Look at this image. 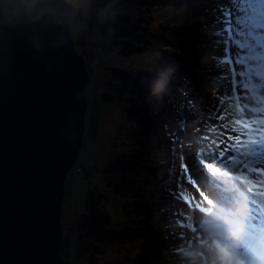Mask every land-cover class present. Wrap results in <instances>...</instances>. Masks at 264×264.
Returning a JSON list of instances; mask_svg holds the SVG:
<instances>
[{
  "label": "rangeland",
  "instance_id": "rangeland-1",
  "mask_svg": "<svg viewBox=\"0 0 264 264\" xmlns=\"http://www.w3.org/2000/svg\"><path fill=\"white\" fill-rule=\"evenodd\" d=\"M68 1L85 14L71 31L89 80L82 146L62 201L64 264H264V249L247 236L264 241V0L213 6L211 78L232 103L228 116L201 94L212 84L184 55L163 44L151 56L139 30L109 29L120 11L155 33L163 14L188 19L185 8L141 13L142 2L129 0L123 12V0ZM139 153L156 169L150 191Z\"/></svg>",
  "mask_w": 264,
  "mask_h": 264
},
{
  "label": "water",
  "instance_id": "water-1",
  "mask_svg": "<svg viewBox=\"0 0 264 264\" xmlns=\"http://www.w3.org/2000/svg\"><path fill=\"white\" fill-rule=\"evenodd\" d=\"M84 19L68 0H0V264H64L89 80L71 29Z\"/></svg>",
  "mask_w": 264,
  "mask_h": 264
},
{
  "label": "trees",
  "instance_id": "trees-1",
  "mask_svg": "<svg viewBox=\"0 0 264 264\" xmlns=\"http://www.w3.org/2000/svg\"><path fill=\"white\" fill-rule=\"evenodd\" d=\"M142 4L135 5L138 9H141L142 12H150L154 9H164L165 7H174V8H185L186 13L188 15V19L182 20L181 22L176 21L175 13L171 14H163V19L158 22L157 28L155 27V33L152 32L150 25H148V21L145 25H143V18L137 19L134 21L129 17L128 14L122 15V13L115 12L116 14H121L116 18L114 23L115 26L110 27L109 29L118 36H129L132 31L139 30L140 36L145 37V41L149 43L151 47L148 52L152 55H156L154 52V48L162 47L163 44L171 47L173 52H176L180 55H184L190 65L200 70L202 79L206 83H211L213 87V93L210 95L207 93L206 87L203 88L201 94L206 95L207 99L210 100L212 107H214L217 111L221 110L224 116H228L229 114L233 115L234 110L232 109V103L228 100L223 101V89L222 86L218 83H213L211 77L215 74L213 71L214 66H211V63L216 58V54L214 53V49L216 47V37L215 31L212 29L211 25L214 22L213 18L216 16L213 6L216 0H140ZM145 1V2H144ZM127 8L132 6V2L129 0H123V12H125V6ZM190 14V15H189ZM192 16L195 17L194 20L191 21ZM106 17H102L101 22L105 21ZM145 23V22H144ZM150 33L151 36L148 34ZM146 34V35H145ZM139 35V34H138ZM137 35V36H138ZM219 76V74H217ZM213 108V110H214ZM152 123V120L149 121ZM149 122H147V118L143 120V129L146 130ZM151 128V127H150ZM143 131V130H142ZM147 131V130H146ZM141 150V149H140ZM143 153L137 154L136 167L142 165L146 168L147 172L145 176H147L146 180L142 183L143 191H150V185L153 184L157 174H155L156 169L155 166L152 165V160L146 159ZM135 156V154L133 155ZM148 166L150 167L149 169ZM155 169V171H154ZM148 174V175H147ZM219 186V185H218ZM139 198L136 200L137 205L139 204ZM166 204L167 200H166ZM166 214L169 211V206L166 205ZM169 215V214H167ZM166 218V217H165ZM170 222L169 217L166 218V223ZM101 238V237H100ZM97 239V237H96ZM87 247L92 246L94 243L92 241H86ZM95 246V245H94Z\"/></svg>",
  "mask_w": 264,
  "mask_h": 264
},
{
  "label": "bare ground",
  "instance_id": "bare-ground-1",
  "mask_svg": "<svg viewBox=\"0 0 264 264\" xmlns=\"http://www.w3.org/2000/svg\"><path fill=\"white\" fill-rule=\"evenodd\" d=\"M221 6H224V5L222 4ZM222 10H224V7H222ZM222 28H223V26H222ZM226 31H227V24H224V28H223V41H222V44L220 45V53H221L222 58L225 57L226 54H227V51H226V41H227ZM223 59H226V58H223ZM136 61H137V59L134 58L133 59V63H136ZM127 62H129V61H127ZM228 68H229V66H228ZM231 85H232V83H231Z\"/></svg>",
  "mask_w": 264,
  "mask_h": 264
},
{
  "label": "crops",
  "instance_id": "crops-1",
  "mask_svg": "<svg viewBox=\"0 0 264 264\" xmlns=\"http://www.w3.org/2000/svg\"><path fill=\"white\" fill-rule=\"evenodd\" d=\"M62 212V211H61ZM70 217V216H69Z\"/></svg>",
  "mask_w": 264,
  "mask_h": 264
},
{
  "label": "flooded vegetation",
  "instance_id": "flooded-vegetation-1",
  "mask_svg": "<svg viewBox=\"0 0 264 264\" xmlns=\"http://www.w3.org/2000/svg\"><path fill=\"white\" fill-rule=\"evenodd\" d=\"M77 10V9H76Z\"/></svg>",
  "mask_w": 264,
  "mask_h": 264
}]
</instances>
